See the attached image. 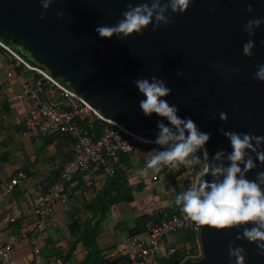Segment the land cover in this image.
<instances>
[{
  "label": "water",
  "instance_id": "obj_1",
  "mask_svg": "<svg viewBox=\"0 0 264 264\" xmlns=\"http://www.w3.org/2000/svg\"><path fill=\"white\" fill-rule=\"evenodd\" d=\"M148 2L55 0L41 20L40 0H0V39L104 116L146 138L156 139L159 122L170 126L166 118L155 113L145 116L139 107L146 97L134 81L152 76L172 90L162 99L178 107V116L191 118L200 131L210 134L206 143L210 161L217 151L232 150L221 128L264 136V82L254 79L257 66L264 64V23L253 37L244 31L249 20H264V0H191L183 14L169 10L173 22L156 31L149 25L142 35L127 38H101L95 31L99 25L120 21L129 3ZM249 4L252 13L245 10ZM249 39L255 47L246 57L243 45ZM220 112L227 114L226 122L219 119ZM251 155L256 168L246 178L254 180L264 172V164ZM204 179L210 182L212 177ZM242 233L243 227L202 226L203 258L188 264H235L229 257L230 244L245 249L246 264H264L256 243L236 239Z\"/></svg>",
  "mask_w": 264,
  "mask_h": 264
},
{
  "label": "crops",
  "instance_id": "obj_2",
  "mask_svg": "<svg viewBox=\"0 0 264 264\" xmlns=\"http://www.w3.org/2000/svg\"><path fill=\"white\" fill-rule=\"evenodd\" d=\"M8 64L0 65V135L3 146V169L0 171V214L10 210L15 200L23 211L22 218L13 228L1 227L0 236L3 240L14 233L19 237L15 244L14 259L16 264H81L87 249L83 243L72 237L70 225L73 220L84 222L92 215L84 211L83 206L95 199L107 175L101 170H92L76 177L68 186L70 192L67 205L57 204L58 220L45 235L44 253L40 262L35 261L33 244L37 220L32 213V194L36 187L47 190L57 181L63 166L71 159L73 142L67 135L53 134L46 138L34 139L22 135L24 117L31 105L28 100L9 102L8 97L22 92L24 84L33 83L38 76L32 72L17 70V77L8 78ZM154 149L141 148L135 154L122 156L128 164L126 168L128 181L134 188V201L112 206L100 224L97 238L102 251L101 264H130L137 254L133 245L134 238H146V232L133 237L131 232L137 227L138 220L146 215L157 216L162 212L173 210L175 197L179 195L182 180L168 181L165 167L154 174L151 170L146 176L139 175L146 167L149 153ZM140 151H143L140 153ZM19 171L28 174L25 184L17 187L12 195L4 193V184ZM142 186V189L136 190ZM79 208L81 214H76ZM97 219L93 220V224ZM165 239L167 247L180 248L184 240L183 234L171 235ZM73 247V248H72Z\"/></svg>",
  "mask_w": 264,
  "mask_h": 264
},
{
  "label": "clouds",
  "instance_id": "obj_3",
  "mask_svg": "<svg viewBox=\"0 0 264 264\" xmlns=\"http://www.w3.org/2000/svg\"><path fill=\"white\" fill-rule=\"evenodd\" d=\"M53 2L55 0H40L43 9L40 13L41 20ZM190 2L191 0H150L136 6L129 3L120 21L115 25H99L95 31L101 38L142 35V30L149 25L156 31L161 24L168 25L173 22L172 16L168 15L169 10L171 13L183 14L189 8ZM245 10L252 13L251 4ZM57 15L62 16L63 13L58 12ZM262 23L264 20L259 17L249 20L244 25V31L249 37H253L255 29ZM254 47V40L249 39L243 45V55L251 57ZM257 68L254 79L264 82V64ZM177 75L182 73L178 72ZM134 83L146 97L139 103L144 115L151 116L155 113L166 118L170 124L166 126L163 122L158 123L159 131L154 141L137 137L144 143H155L163 149L149 153L146 167L140 170L139 175L146 176L149 170L158 174L163 167L174 169L181 164L200 165V179L175 197V205L197 226H211L216 229L243 227L242 235H237L236 239L256 243L260 250L258 255H264V172H259L254 180L246 178L256 168L251 154H255L256 159L264 164V149L261 148L264 136L225 131L221 128L220 132L230 141L232 150L217 151L210 161L204 147L210 140V134L200 131L191 118L181 119L178 116V107L162 99L172 91L165 82L152 76L151 80L140 78ZM219 119L226 122L227 114L220 112ZM201 151L203 159L196 155ZM206 176H211L212 180L209 182L204 179ZM249 224L253 226L247 227ZM229 257L235 259V264H246L243 247H233L230 244Z\"/></svg>",
  "mask_w": 264,
  "mask_h": 264
},
{
  "label": "built area",
  "instance_id": "obj_4",
  "mask_svg": "<svg viewBox=\"0 0 264 264\" xmlns=\"http://www.w3.org/2000/svg\"><path fill=\"white\" fill-rule=\"evenodd\" d=\"M8 64V78L17 77V70L32 72L38 78L30 84H24L22 92L8 97L9 102L28 100L31 108L24 117L22 135L27 138H46L53 134L67 135L73 141L71 159L63 166L60 177L47 190L36 187L32 194V213L37 224L33 244L35 261L42 258L45 235L57 222L56 205L69 202L68 186L75 177L92 170L102 168L107 174L114 175L116 170L125 171L121 157L141 148L159 150L155 143H144L137 137L146 138L125 127L122 123L104 116L82 95L67 84L52 76L42 66L34 65L25 59L13 46L0 39V65ZM0 135V171L3 169V146ZM207 151L208 148L204 146ZM203 159V151L196 153ZM209 156V151H208ZM210 159V157H209ZM182 176L179 177L181 171ZM200 165L181 164L167 170L168 176H177L182 180L180 193L186 191L200 179ZM25 171H19L4 184V193L12 195L15 189L28 180ZM23 211L14 200L6 213L0 214L1 227L13 228L22 218ZM162 218L150 220L146 224V238H134L133 245L137 254L130 264H163L176 252V248L167 247L165 239L170 235L191 232L201 235L202 226H197L183 213L169 215L161 213ZM1 233V231H0ZM19 237L14 233L3 240L0 236V264H16L15 244ZM201 241V240H200Z\"/></svg>",
  "mask_w": 264,
  "mask_h": 264
},
{
  "label": "trees",
  "instance_id": "obj_5",
  "mask_svg": "<svg viewBox=\"0 0 264 264\" xmlns=\"http://www.w3.org/2000/svg\"><path fill=\"white\" fill-rule=\"evenodd\" d=\"M15 49L20 53V50H18L17 48ZM136 152L123 156L129 158V156L135 154ZM121 162L128 164L127 159L122 160V157ZM168 169L169 167H165V175L168 181L174 182L177 180H181L177 178L178 175L168 176ZM98 170L103 171L107 175V181L105 182L103 188L96 193L95 199L83 206L84 211H88L92 215V218H88L84 222H81L79 219H75L70 225L72 237H76L78 242L83 243V245L88 251L85 260L81 264H101L100 257L102 255V251L98 246L97 238L100 232V224L102 220L108 214L112 206L126 202L130 203L134 201L135 190L130 186L128 181V175L126 172L121 169H118L116 170L114 175H110L107 174L102 168H99ZM183 172L184 171L182 170L179 173V177L182 176ZM140 189H142V186L136 188V190ZM68 194L70 197L69 190ZM166 212L171 216L180 215L182 213L178 206L175 209L168 210ZM81 213L82 210L79 208L76 214L79 215ZM97 218L99 219L96 220L93 224V220ZM161 218V214L157 216L146 215L141 217L137 222V227L131 232V235L135 237L146 232V224L150 220H158ZM178 234H183L184 236V240L182 242L183 246L177 248L175 254H173L168 260H163V264H188L190 262L200 261L203 258V250L199 234L191 232H181Z\"/></svg>",
  "mask_w": 264,
  "mask_h": 264
},
{
  "label": "rangeland",
  "instance_id": "obj_6",
  "mask_svg": "<svg viewBox=\"0 0 264 264\" xmlns=\"http://www.w3.org/2000/svg\"><path fill=\"white\" fill-rule=\"evenodd\" d=\"M142 152H143V151H140V153H142ZM175 235H176V234H175ZM178 235H179V234H178ZM169 240H170V241H174V237L170 235V236H169ZM43 251H44V249L42 250V252H43ZM43 253H44V252H43Z\"/></svg>",
  "mask_w": 264,
  "mask_h": 264
}]
</instances>
